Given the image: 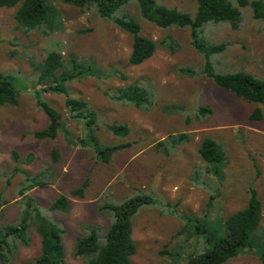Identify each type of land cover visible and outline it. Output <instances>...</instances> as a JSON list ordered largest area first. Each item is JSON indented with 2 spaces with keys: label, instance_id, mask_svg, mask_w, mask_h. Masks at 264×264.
Segmentation results:
<instances>
[{
  "label": "rangeland",
  "instance_id": "rangeland-1",
  "mask_svg": "<svg viewBox=\"0 0 264 264\" xmlns=\"http://www.w3.org/2000/svg\"><path fill=\"white\" fill-rule=\"evenodd\" d=\"M156 1L191 16L195 13L196 0ZM48 7L59 20L49 36L24 33L14 19L16 8H0V72L13 77L19 95L16 106H0V199L6 202L0 210V228L16 224L30 203L35 213L65 231L61 240L64 262L85 264L83 258L72 256L74 242L92 231L103 241L113 214L111 207L102 208L144 195L151 203L139 208L131 220L136 253L129 264H182L187 251L204 235H195L194 225L204 224L217 236L222 219L243 209L253 188L263 215L260 228L250 238L254 251H245L227 264H261L254 252L264 243V122L251 120L250 115L256 107L264 115V103L236 98L204 76L179 74L180 67L202 66L201 56L189 45L188 28L163 30L139 19L144 36L157 42L169 34L178 49L171 54L158 48L150 59L131 66V36L100 18L93 8L80 10L59 2H48ZM129 11L135 14L133 8ZM241 12L238 30L221 23L206 28L203 33L207 38H200L226 44L222 54L211 58L217 73L244 71L262 80L264 21L255 20L249 7ZM48 50H57L64 58L72 54L78 66H91L92 74L74 79L66 88L71 98L85 101L96 112L95 135L102 148L129 144L112 153L107 163L95 148L76 142L85 136L84 124L68 117L62 95L39 91L63 122L53 140L34 137L48 124L33 96L38 89L36 64ZM135 81L154 94V105L148 111L108 97L118 87ZM167 105L180 107V113L166 114L163 107ZM199 107L210 108L211 114L197 119ZM113 123L127 125L129 135H112L105 126ZM171 134H187L188 141L158 146ZM205 138L215 140L225 152L218 165L223 166L221 179L206 170L198 154ZM15 167L18 171L14 174ZM86 178L83 198L70 197L68 213L51 210L58 195L68 196ZM33 182L38 186L20 196L19 191ZM186 222L191 227L189 234L175 238ZM28 232V245H18L10 264H22L39 255L40 238L33 228ZM180 242L182 256L176 261L172 254Z\"/></svg>",
  "mask_w": 264,
  "mask_h": 264
},
{
  "label": "trees",
  "instance_id": "trees-1",
  "mask_svg": "<svg viewBox=\"0 0 264 264\" xmlns=\"http://www.w3.org/2000/svg\"><path fill=\"white\" fill-rule=\"evenodd\" d=\"M48 2H59L80 10L93 8L100 18L129 34L132 43L128 63L131 66H138L147 61L158 48L171 54L176 53L178 49L175 38L169 34L157 42L144 36L139 19L163 30H169L172 27L188 28L189 45L201 56L202 66L180 67L177 69L179 74L195 78L204 76L209 78L216 87L229 92L236 98L256 104L264 103V79H257L244 71L217 73L213 69L211 58L222 54L226 44L209 40L203 42L200 38V35L203 37L205 35L207 38V35L203 33L206 28L221 23L226 24L231 30H238L242 22L241 9L245 7L251 9L255 20L264 21V0H196L193 16L176 8H169L156 0H0V8H16L14 19L17 27L24 33L37 32L43 36H49L56 31L59 20L49 9ZM131 8L135 10V14L129 11ZM36 71L38 72L36 78L38 89L34 90L33 96L48 121L45 129L34 133L36 139L53 140L62 128L61 114L39 94L46 92L64 97L68 117L76 122H82L86 131L85 136L76 142L95 148L103 162L107 163L109 156L117 150L129 147V144H116L102 148L95 135L98 129L96 112L89 108L85 101L69 96L66 85L74 79L92 74L91 66H78L76 57L72 54L64 58L59 51L48 50L43 59L36 64ZM18 96L13 77L0 72V106H16ZM108 97L144 111L151 109L155 102L152 90L137 81L118 87L108 94ZM179 110L181 111L180 107L173 105L163 107L166 114H177L180 113ZM210 114V108L199 107L196 118L205 119ZM250 119L264 122V115L259 107L253 110ZM105 129L116 137H126L130 133L129 127L123 124L113 123L106 125ZM186 141H188L187 134H171L160 141L158 146L165 143L178 145ZM198 154L207 166L206 170L221 179L223 166L219 168L218 165H221L225 159V152L221 145L211 138H205L200 142ZM52 155L54 159H58L55 150L52 151ZM11 156L16 163V152L13 151ZM17 169V167L14 168V174L18 171ZM87 184L88 178L84 180L80 188L71 190L68 196L58 195L51 204V210L68 213L69 198H83ZM37 186L35 182L24 186L19 191L20 196ZM149 203L151 199L147 196L136 194L118 206H104L102 209L111 207L113 221L103 241H100V236L92 231L74 242L72 256L83 258L85 264H129L130 258L136 253L131 220L139 208ZM5 204L6 202L0 199V210ZM262 216L261 202L256 191L250 188L246 206L222 219L217 236L209 232L204 224L194 225L197 231L194 234L204 235L200 236V240L195 247H192V250L187 251L184 262L181 259L182 242L172 256H175L176 261L181 259L182 264H227L245 251H254L250 238H254L260 228ZM189 225L186 222L174 235L175 238L181 239L188 235L191 230ZM31 228L40 238L39 255L22 264H66L61 247L65 231L35 213L30 203L21 212L16 224L4 225L0 228V264H10L16 256L18 245H28V231ZM11 238L16 241H12ZM254 253L261 264H264V243L259 245ZM163 254L167 253L163 252Z\"/></svg>",
  "mask_w": 264,
  "mask_h": 264
}]
</instances>
